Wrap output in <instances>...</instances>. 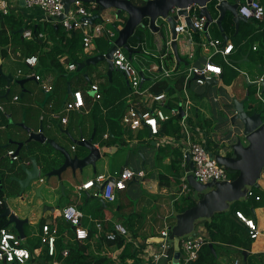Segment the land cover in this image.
<instances>
[{
  "label": "built area",
  "instance_id": "1",
  "mask_svg": "<svg viewBox=\"0 0 264 264\" xmlns=\"http://www.w3.org/2000/svg\"><path fill=\"white\" fill-rule=\"evenodd\" d=\"M20 2H23V8L26 10L39 9L46 22L58 23L63 32L69 37L72 32L79 31L82 35V52L86 57L93 55L94 42L97 39H104L109 43V48L114 45L117 38V30L123 27V20L116 19L114 23L111 19H101L99 23H91L90 19L94 16L92 10L95 4L84 6V3L79 1L74 2L69 6L68 11L64 12L62 0H0V15L6 16L10 11L16 9ZM200 7L192 5L187 8V16L190 21V28L187 27L185 17H180L175 23L174 33L176 35V44L184 39L188 44H185V51L190 53L188 47L192 45V32L199 33L203 36V41L199 43V47L206 53L205 61L200 65H186L180 68L181 62H178L171 48L172 39L168 36V40L164 43L162 52L159 53V62L152 64L146 70H138L132 63V59L128 58L126 51L123 48H117L111 57V63L114 70L123 75L128 86V94L125 98L126 110L120 119V127L122 131H128L132 134L138 132H145L149 137L155 140L157 145L170 146L175 148L181 154V168L183 175L180 178L181 190L179 196H188L192 190L188 185L186 179L187 175L191 173L193 179L204 185L211 182H230L226 168L218 164L203 141L195 139L191 132L189 125L188 113L191 107L190 88L192 85L198 87L206 86V83L212 79H219L222 76V68L219 64L214 62L215 58H220L227 66L233 67L228 57L233 51V45L230 43H223L222 39H212L207 34L206 18L199 16ZM215 11V10H214ZM238 15L246 20H254L261 22L264 19V8L258 0H251L249 3L244 2L238 7ZM175 11H171L174 15ZM63 16L62 20H57L58 17ZM217 16L213 18L212 23H215ZM211 23V24H212ZM208 28V27H207ZM32 33L29 29L24 30L22 38L30 39ZM39 38H45L43 34L38 35ZM140 48V44L139 47ZM164 49V51H163ZM256 48L253 47V50ZM169 56V59H168ZM193 58V54H189L188 60ZM65 57L60 58L61 64L68 72L76 70V64L64 63ZM170 60V61H169ZM24 68L16 71V76H12L20 80V78L33 79L34 82L40 84L42 93L50 94L53 87L45 79L44 74L36 70L38 60L35 55L25 57L22 62ZM178 80L182 82V88L178 93V104L169 105L170 97L167 90L156 92L154 89L159 83L166 82L168 86H173ZM264 80V72L255 81L256 94L260 100L261 87L259 84ZM145 84L147 86L145 87ZM88 92L91 94L93 101L101 99L99 86L90 84ZM191 92V91H190ZM13 102L19 101L18 96L12 98ZM169 105V106H168ZM85 106L83 93L80 90L72 91L68 99L64 103V111L66 113L80 112ZM181 108L183 117L179 116L178 108ZM5 109L0 104V114L4 113ZM43 115L39 117V121H43ZM50 119L58 120L60 124L67 123L66 116L54 112L50 114ZM174 123L178 128L177 136L165 134L163 132V125L166 123ZM108 133L102 136L103 140H107ZM83 140V139H81ZM127 141V140H126ZM133 142V141H132ZM131 142V143H132ZM98 146V145H96ZM73 151L75 147L71 148ZM186 155H189V161L192 163V169L188 170V163L186 162ZM6 156L10 158L11 163L18 160L14 155V150L8 151ZM136 177H144V171H134L132 168L124 167L119 172H114L107 177L102 174H96L93 179L78 187V190H88L94 188L96 191L94 196L102 200L104 203H113L116 200L115 192H120L126 189L127 183ZM264 177V168L260 174V179ZM40 183L44 180L39 179ZM102 187V188H101ZM252 196L251 190L246 197ZM5 202L0 197V207L4 206ZM238 218L246 227L250 240H256L259 236V231L255 226L253 220L246 218L243 214L236 212ZM59 218L74 228L75 240L85 242L88 240V229L82 226L83 214L74 205H67L62 208L58 214ZM95 228L97 234L102 232L101 223H96ZM113 231L105 233L108 240H114L115 235L118 234L129 241V234L127 229L119 224H113ZM38 241L42 248H45L49 257H54L56 254V238L57 229L56 224L44 223L40 227L37 234ZM169 229H164L160 232V241L157 243L156 251H149L144 255V259L150 257L151 261L157 264L160 261H165L168 264L173 257V247L169 243ZM24 239H21L16 232L11 231L7 227L0 229V264H41L36 251H30L24 246ZM208 243V234L206 231H199L189 238H184L179 241L180 258L177 264H191L197 260L199 252L203 246ZM152 244V243H150ZM172 249V250H171ZM104 251V250H103ZM120 250L116 249L115 253L106 255V252H100L119 263ZM62 258L67 256V250L61 251ZM143 258V257H142ZM49 264H60V262L53 260ZM232 264H240L238 260H234Z\"/></svg>",
  "mask_w": 264,
  "mask_h": 264
},
{
  "label": "crops",
  "instance_id": "2",
  "mask_svg": "<svg viewBox=\"0 0 264 264\" xmlns=\"http://www.w3.org/2000/svg\"><path fill=\"white\" fill-rule=\"evenodd\" d=\"M134 2L138 3L139 0H133ZM230 3H244V0H228ZM260 4L263 6L264 0H258ZM113 11V17L114 19L108 17V16H102V12L98 13L100 16V19H105L109 18L111 19L114 23H116V19L119 17L116 16L117 12L116 10L112 9ZM10 14L14 15H19L23 19L24 24L26 25H33V24H43L45 22L44 16L42 12L35 8L32 10H26L23 8L21 4L16 9H13L10 11ZM120 14V13H119ZM199 14V12H198ZM229 14V13H228ZM231 15V14H230ZM124 16L125 14H122V17H119L120 20H125ZM226 21H224L221 25L223 34L227 37V41L230 44H233V36L237 34L238 32V25L237 28H235V25L233 23V20L226 18ZM240 23V22H239ZM238 23V24H239ZM55 24V23H51ZM214 27V28H213ZM207 34L210 38L212 39H222L221 32L219 31L218 27L212 23L208 26ZM153 37L155 38V41L157 42V51L156 53H152V57L154 59V63L159 62V53L160 50L162 52V48L164 46V43L166 40H168V36L161 41V37H159L158 34H153ZM45 38L44 40H48V37L44 35ZM203 36L199 33H193L192 32V45L188 47V50L190 53L185 51V44H188L187 41H184V39L180 40L176 45H177V52L178 56L181 60V65H179L180 68L186 67V65H200L203 61H205L206 53L202 51L199 47V43L203 41ZM48 47L52 46V41H47ZM253 47H256L258 50L260 48V44L258 42H255ZM140 50V48L138 49ZM143 51H146L144 49ZM164 51V49H163ZM193 54V58L188 60L189 54ZM12 57V56H11ZM65 57V56H62ZM61 58V57H60ZM59 58V63L60 62ZM169 59V56H168ZM229 63L235 64L236 71L237 73L242 75L243 80L246 84V88L250 87L251 89H254L256 91L257 87L254 85L255 81L262 75L264 72V59H257V60H252V57L249 53L245 55H239L238 54V47H235L230 56L227 58ZM2 60V59H1ZM14 61V60H13ZM170 61V60H169ZM20 62L18 60L14 61ZM64 63L65 59H64ZM17 64V65H18ZM139 64L143 66L142 70H144V73L146 75L147 72L146 70L150 65H148V60L145 58H141V61H139ZM21 66H17V69L24 68L22 64ZM148 65V66H147ZM63 70H66L64 68V65L61 64ZM233 66V65H232ZM255 66V67H254ZM0 67L3 72V74L7 75L9 74L8 71H10V64L7 63L3 66V63L0 62ZM234 67V66H233ZM231 68V67H230ZM35 71H39L40 73V68L39 66L36 67ZM54 72V73H53ZM51 74L56 75V77L63 79L65 75L60 69H57L56 71H53ZM107 68H101L98 73H95V76H90L89 72L84 73L87 76L86 82L88 84L86 86H76L72 84L71 82L67 81H58V86L59 88L57 90L55 86V80L53 81V84L51 85L53 87L52 93H50L49 100L46 103V106L48 104V107H46L45 111L42 113L43 110L40 111V116L43 114V128H44V135L47 138H51L56 140L60 145H62L70 154H78L82 155L84 154L83 151L78 148L75 144H73L68 137L64 134H59L57 129H60L62 131H66L71 138L75 140L80 139V135L84 140H87L91 137L92 133H98V136L101 134L102 136L105 133L109 134L110 127L107 121V116L109 115L110 108H111V99H117L118 93H112L110 96L104 94L103 88L104 86V81L102 75H106ZM65 73V72H64ZM88 73V75H87ZM114 73V72H113ZM47 74V73H46ZM122 75V74H121ZM123 76V75H122ZM230 76V73L224 72V76L222 75V81L224 78L228 79ZM237 77L233 80L231 85H228L223 81V83L227 86H232V92L234 96L238 100H243L246 95H247V89L243 88L242 86H239L236 89L235 92V84H236V79ZM99 77V78H98ZM113 80L115 81V78L113 77ZM120 82V81H119ZM116 82L118 87H121V91L124 92V106L121 108V113L119 114H124L126 110V102L125 98L128 94V86L126 83L125 78L123 77V82L119 83ZM90 84H96L99 86L100 93H101V99L99 101H93L91 98V94L88 92L89 85ZM69 85L71 91L75 90H80L83 93L84 100H85V106L80 112H72L69 113V115H64L67 118V123L65 125L60 124L58 120L53 121L49 119V114L56 110L54 108L55 105V100L57 99V91H63V86L65 91H63L65 94L64 101H66L69 97L67 95L66 89L67 86ZM211 88V87H210ZM209 88V90H210ZM6 90V89H5ZM190 91L193 92L196 96L199 97L200 99H203L204 92H205V86L204 87H198L192 85L190 88ZM189 91V93H190ZM209 93V91H208ZM207 93V95H208ZM216 96H214L213 102L218 103L221 98H227L225 101V105L228 106L230 104V99L226 92L224 90H217ZM206 95V96H207ZM17 96V95H14ZM13 96V97H14ZM52 96L55 97V99H52ZM12 97V98H13ZM262 97V94H261ZM263 98V97H262ZM1 100V99H0ZM202 101V100H201ZM18 102V101H17ZM114 103H117L115 100ZM1 104V103H0ZM4 106V105H3ZM225 106V107H226ZM36 107V106H34ZM5 111L4 113L0 114V133L4 130L3 126L8 123L11 127L15 126V124H21L22 122L25 125V114H23L22 121H15L13 114L8 113L6 108L4 107ZM225 109V108H224ZM24 111V110H23ZM200 114L205 115L203 122H207L211 120V117L209 115L205 114V110L201 107L199 110ZM120 115V116H121ZM22 116V114H21ZM20 116V117H21ZM231 116V115H230ZM228 117V119L230 118ZM39 117L36 119L35 117L31 116L32 121L29 122V125H26L28 128L32 129L34 132H37L39 129ZM122 117V116H121ZM195 117L198 118L199 115L196 113ZM216 117V114L214 115ZM19 122V123H16ZM21 122V123H20ZM10 127V128H11ZM20 129V131L24 132L21 128L17 127ZM9 129V128H8ZM203 132L205 136H203L202 140H207L206 139V130L203 129ZM145 132H138L136 133V139L134 136H131L130 138L128 137L127 141H125L123 147H116L114 145L108 146V147H113L116 148L117 150L112 154V155H106L104 156L103 160L99 162L96 166L95 172L91 170V168L85 169L81 174H76V177L74 179H71L70 173L67 172L65 176H63L64 180H69L68 182L64 183V190L61 193L59 189L57 190L56 188V181H51L48 183L49 189L47 191H51V197L46 201V204L50 207H54L55 211L54 212H49L47 211L46 213H43L41 210V205L38 204L35 207H33L32 200H33V194L32 193H27L23 195V199H19L17 197V194L19 192V186L17 182L15 181V178H23V174H21L18 171V165L20 164L19 162L15 161L12 162L10 161V158L6 156L8 151L14 150V147H8L6 149L0 148V197L3 199L5 202L4 206H6L16 217L20 219H27L28 223L25 225L24 229L26 230V236L27 233H30V238L35 240L37 237V234L40 231L41 224L43 223H52L56 224V220H59V212L62 208L66 207L67 205H74L76 206L83 214V219L81 221L82 226L88 229L89 232H96L95 224L96 223H101L102 225V232L107 233L110 232L113 228L114 223H119L123 225L127 229L128 234L130 232L128 231V227L132 228V230L137 233L138 235H141L142 237H147V241L145 243L141 242L138 240L135 245L138 248H142V254L140 257L143 255H146L149 251H152L153 248L151 245L156 246L157 243L160 241V232L164 229H169L172 228V226L175 224V219L177 215H179L178 212L176 211L175 204L178 205L179 207V201L180 197V178L183 175L180 173L178 176H175L171 173V159L172 156L170 155V152L172 149L167 150L164 153H160V149H164L165 146H160L157 145L155 140L151 139L149 135ZM25 134V133H24ZM212 134V133H211ZM100 135V136H101ZM213 135V134H212ZM27 134L22 137L20 135H17L16 139H13V137H10L9 139H13L16 141H22L26 139ZM102 136L100 137L102 139ZM100 138L94 141L93 143L95 145H98L97 147H101L103 144V141L105 142L106 140L102 139V142H100ZM8 138H5L3 142H0V146H4L7 143ZM123 139H125L123 137ZM213 141V151H210V153L213 155L214 152H220L222 155L225 153H228L226 149L223 150V147L221 146L222 143H226L227 140L224 139L220 141L219 143H215L216 140L214 137L211 138ZM210 140V142H211ZM133 141V142H132ZM208 141V140H207ZM101 145H100V143ZM132 142V143H131ZM152 142L155 143V145H152ZM69 146L68 148L65 146ZM129 144V145H128ZM228 144V143H226ZM132 145V146H131ZM75 147V150L73 151L71 148ZM140 147V148H139ZM126 148L124 151L122 149ZM128 149V150H127ZM129 149L131 151H129ZM132 149L140 151V155L135 156L132 154ZM137 151V152H138ZM43 152H50L53 153L51 148L47 145H40V144H33V150L31 152V156L36 157L37 159V165L38 167L42 166V162L40 159L41 153ZM129 152L128 156V165L129 168H132L134 171H139L142 170L144 171V177H136L132 181L127 183V187L125 190L120 191V192H115L116 200L113 203H104L102 200L94 196L95 189L89 188L88 190H78V187H81L88 181H90L96 174H102L104 176H111L114 172H116L115 168H112L111 170L108 168L111 159H114V165H116V162L119 161V157L123 156L125 159L122 161V166L121 168L124 167V163L127 158V154ZM24 161L26 162L25 157H23ZM12 167V169H10ZM17 168V169H16ZM30 168V166H28ZM119 169V171L121 170ZM183 170V169H182ZM166 175L169 178L168 184H166L165 179L161 181V186H159V181H158V176L159 175ZM40 178H44L43 175L40 176ZM178 181L180 184H178ZM38 186V185H37ZM51 189V190H50ZM258 190L262 192V195L260 196L261 199L259 198H254L249 199V206L247 209H243L240 206L236 207L238 209V213L243 214L246 218H249L253 220L255 226L257 227L259 231V236L256 240H250V245H249V250L245 251L247 255H252L256 256L254 258V264H264V258L257 257L259 255L264 254V177L258 181ZM78 196V198H76ZM198 193L195 191H192L188 197L191 198H197ZM80 199V201H79ZM83 206H87L90 210L87 212H84L82 209ZM120 206V209H119ZM82 207V208H81ZM180 209V208H179ZM133 212H138L139 218H135L132 223L128 224V217L131 213ZM3 219V218H2ZM156 220V221H155ZM219 222V221H217ZM10 227V226H9ZM9 227H7L9 229ZM175 227V226H174ZM227 227V226H226ZM227 229V228H226ZM183 232L185 228L182 226L180 223L176 229V231ZM200 231H205V230H200ZM198 232H195L196 234ZM193 233L187 234L188 236L186 237H179L180 240L184 238H189L194 235ZM170 237V236H169ZM130 240V237H129ZM24 246L26 247H31L30 245L35 244V243H28L27 237L26 239L24 238ZM152 243V244H150ZM169 243L172 244V241L169 239ZM92 246L94 247L96 244L91 243ZM97 247V245H96ZM158 247V246H157ZM156 247V249H158ZM228 249V248H226ZM102 250L106 251V255H110V253H115L116 249L113 248H106L103 247ZM109 250V251H108ZM232 251H235L234 249ZM218 259L223 261V263L220 262V264H232L234 260H238L241 264V256L238 257L236 255H232L230 253H226V250H219L218 251ZM230 256V257H228ZM243 256V255H242ZM228 257V258H227ZM245 257V256H244ZM144 259V256H143ZM142 259V260H143ZM126 264H132V261L128 260ZM142 264H155L153 261H150L148 263H142ZM157 264H168L165 261H160Z\"/></svg>",
  "mask_w": 264,
  "mask_h": 264
},
{
  "label": "water",
  "instance_id": "3",
  "mask_svg": "<svg viewBox=\"0 0 264 264\" xmlns=\"http://www.w3.org/2000/svg\"><path fill=\"white\" fill-rule=\"evenodd\" d=\"M76 1L85 4H95L99 8V13L108 9H114L117 12L116 16H118L119 13L126 15V21L123 27L117 30V38L114 41V45L109 48L105 54L93 55L88 57L84 62L76 63L75 71L78 73L85 67L95 66L98 63L104 62L107 65L106 76L108 78H111L115 71L111 63V57L117 48H123L128 58L132 59L135 51L130 48L128 40L130 38H137L135 30L142 26L144 20L147 21L148 29L151 33L158 34L159 37L162 35H164V38L167 36L171 37V48L178 62H181V60L177 52L174 27L180 17H185L186 25L190 28L189 17L187 16L188 7L192 5L200 7L199 16H204L206 18L207 22L205 29H207L214 18L210 5L212 3L215 4L213 10H215L217 14V20L214 24L221 32L224 44L228 42L221 27L225 15L227 13L232 15L235 28H237L239 22L246 21V19L238 15L237 10L240 4H232L228 0H139L138 3L133 0H62L64 12L66 13L69 6ZM244 1L249 3L251 0ZM20 4L23 6V2H20ZM171 11H175V14L171 15ZM62 18L63 16H60L57 20L60 21ZM95 19H100L99 14L94 15L90 19V22L93 23ZM18 33L22 35L23 30L20 29ZM85 78H87L86 75ZM0 79L6 82V92L4 95V98H6L9 93V87L14 80L11 74H3L1 67ZM31 80L33 79L17 80L15 83L23 88L24 84ZM212 85L216 86L218 89L224 90L228 95L230 104L226 106L225 109L233 112L228 119L229 125H231L229 131H237L234 133L235 141L233 143L221 144L223 150L226 149L228 153L222 155L220 152H214L212 156L218 164L226 168L228 174L238 173V175L230 182H211L204 185L196 182L191 173L187 175L186 181L188 185L194 189L196 193H202L203 197L197 201L196 198H194L196 202L195 206L187 210L183 215L176 216V219H180L178 221H182L181 224L185 229L192 226L197 217L210 220L214 214L227 212L232 204L247 201V193L252 188H258L260 174L264 168V112L250 102L249 95H246L243 100H238L231 90L232 86L225 85L222 81V77L218 80L212 79L206 83L204 96L207 95ZM259 86L261 87L260 93L263 94L264 80ZM66 92L67 95L72 93L69 85L67 86ZM24 93L25 91L22 89L20 98L23 97ZM49 96L50 94L45 95L42 107ZM246 103L248 104L245 106ZM178 110L179 116L183 117V112L180 107ZM15 125L27 134L26 139L22 141L8 139L7 143L4 146H0V148L6 149L8 146L15 147L14 155L18 157L17 162L20 163L18 165V171L24 176L23 178H15L19 186L17 197L23 199V195L32 193L33 200L31 204L33 207L40 204L43 213L55 211L54 207H50L46 204V201L51 197V194H53L51 193L53 190L50 189L51 191H47V189H49L48 183L53 180L56 181V189H59L62 193L64 190V183L69 181L63 178L67 172L70 173L71 179H74L77 173L81 174L87 168H91V170L95 172L97 164L103 160L104 156H110L117 150L116 148L105 145L97 147L93 143L94 133H92L91 137L87 140H84L81 135L79 140H75L71 138L65 130L62 131L57 129L59 134L65 133L68 139L84 153L82 155H72L56 140L47 138L44 135V128L41 122L37 132L26 127L23 122ZM33 144L47 145L53 151V153L43 152L39 155L42 162L41 167H38L36 157L31 156ZM152 145H155V143L152 142ZM137 153L141 156L140 151ZM128 156L129 152L124 167H129ZM23 157H25L26 162H23ZM186 162L188 163V170H191L192 163L189 161V155H186ZM28 166H30V168H28ZM123 168H121V170ZM10 169H12V167H10ZM41 175H43L44 178H40ZM39 179H43L44 181L40 183ZM1 218L6 220V226H11L21 239L25 238L24 226L28 223L27 219L16 217L6 206L4 212L0 214V219ZM170 230L171 228H169V231ZM169 239L172 241L174 252L169 264H177L180 258V238L172 235ZM208 247L214 254L212 245L209 244ZM246 254L245 251L242 252L243 256H246Z\"/></svg>",
  "mask_w": 264,
  "mask_h": 264
},
{
  "label": "trees",
  "instance_id": "4",
  "mask_svg": "<svg viewBox=\"0 0 264 264\" xmlns=\"http://www.w3.org/2000/svg\"><path fill=\"white\" fill-rule=\"evenodd\" d=\"M243 4V3H241ZM84 6H89V4H83ZM215 4L212 3L210 8L213 12V17H216L217 14L213 10V6ZM264 8V2H263ZM94 15H98L99 8L95 6L92 10ZM123 13L119 14V17H122ZM118 17V18H119ZM232 19V15L226 14L222 23L226 21L225 19ZM21 17H14L13 14H8L6 16L0 15V58L3 60L8 57L9 54L12 55L14 61L18 60L20 64H22L23 59L28 56L35 55L38 60V66L41 72H53L57 69H60L62 72L63 70L61 64L59 63V58L65 56L66 63H79L84 62L88 57L83 55L82 52V35L79 31L72 32L71 35L68 37L60 27L58 23L50 24V22H44L43 24H33V25H25L24 22L21 20ZM123 25L126 21V16H124ZM101 19H95L94 23H99ZM214 28V27H213ZM22 29L27 30L29 29L32 33V37L30 39L22 38V35L18 33V31ZM238 32L233 36V50L235 47H238V54L245 55L249 53L252 57V60L257 59H264V19L261 22H257L254 20H246L245 22H240L238 24ZM146 33H151L148 29V23L146 20L143 21L142 26L138 27L135 30V35L137 36L136 39L130 38L128 40V44L133 51H137L139 48V44L143 42V35ZM43 34L48 37L49 41H52V46L48 47L47 41L44 38H39L38 35ZM258 42L260 44L259 50L256 48L253 50V44ZM109 49V43L104 39H97L94 42V51L93 55L105 54ZM16 57H14V56ZM92 55V56H93ZM13 61V62H14ZM214 62L219 64L222 68V75L224 76V72L230 73L228 79L224 78L223 81L228 85H231L233 80L237 77L238 73L235 69L230 68L227 66L220 58H215ZM18 64V62H15ZM18 64L17 66H21ZM235 67V64H232ZM236 68V67H235ZM3 73V72H2ZM10 74V71H8ZM114 74V73H113ZM113 74L111 78L105 76V81L109 85L103 88L104 94L110 96L112 93H118L117 99H111V108L109 115L107 116V121L110 127L109 137L104 142L103 145L105 146H116V147H123L125 143V139H123L122 129L120 127V119H121V108L124 106V92L121 91V87H115L112 84L115 82L113 80ZM88 75V73H87ZM83 79L86 78L84 77ZM5 84L6 82L0 79V99H5ZM24 88V86H23ZM22 88V89H23ZM182 88L181 80H178L173 86H168L166 82L159 83L155 87L156 92H160L162 89L167 90V93L170 97L169 105L178 104V93ZM222 91V89H220ZM10 92V91H9ZM254 92V93H253ZM247 95L255 94L256 91L254 89H250L248 87V91L246 92ZM9 95V93H8ZM7 95V96H8ZM46 93H43V100L39 105H35L36 107H31L24 109L22 112L25 114V126L26 120L30 116L35 117L36 119L40 115V111L46 106L49 97L47 98L44 106L42 107V103L44 101ZM6 96V97H7ZM24 97V94H23ZM22 97V98H23ZM115 100L117 103H114ZM168 105V106H169ZM121 115V116H120ZM43 125V123H42ZM11 126L7 123L6 126L4 125L3 128H10ZM163 132L165 134L177 136L178 128L174 123H166L163 125ZM145 134V133H144ZM101 135V134H100ZM98 133L94 135V141L99 139ZM10 137H8L9 139ZM7 139V140H8ZM14 147V146H8ZM7 147V148H8ZM172 149L170 155L172 156L171 159V173L175 176H178L182 173L181 168V154L175 148H171L170 146H165L164 149H160V153H164L167 150ZM15 150V148H14ZM230 155V154H228ZM238 173L228 174L229 179L232 181L237 177ZM165 179L166 184L169 182V178L166 175H159L158 181L159 186H161V181ZM191 188V187H190ZM192 191L194 189L191 188ZM252 196L251 199L254 198L261 199L262 192L258 190V188L251 189ZM1 193V191H0ZM203 194L198 193L196 198L197 200L202 199ZM249 198V199H250ZM248 200V198H247ZM255 201V200H254ZM238 203V202H237ZM234 203L229 207L227 212L217 213L212 216L210 220H206L203 224V227L206 229L208 234V243L203 246L199 252L198 258L191 264H216L218 259V251L226 250V253H230L232 255H236L238 257L241 256V264H254V258L256 256L247 255L242 256L243 251L249 250L250 245V238L248 236V232L244 224L236 218V212L238 209L236 204ZM179 207L175 204L176 211L179 215H183L187 210L193 208L196 204L195 200L188 196L181 197L179 201ZM180 208V209H179ZM120 209V206H119ZM5 210V206L0 207V214H2ZM177 215V216H179ZM135 218H139V215L136 213H131L127 219L128 224L132 223ZM175 219V218H174ZM219 221V222H217ZM43 225V223L41 224ZM227 226V227H226ZM6 220L0 219V229L5 228ZM25 227V226H24ZM227 228V229H226ZM56 229H57V238H56V254L54 257H49L47 255V251L45 248H42L40 242L37 240L35 244L30 245L31 247H27L30 251H36L41 264H49L51 261L56 260L60 262V264H114L111 259L104 255H93L91 253V248L93 247L91 243L97 245V249L101 250L103 247L108 249L115 248L120 250L119 254V263L118 264H126L128 260L132 261V264H142V259L140 255L142 254V248H138L135 243L140 240L141 242L145 243L148 238L141 237L135 233L132 228L128 227V231L130 232L129 237L130 240L127 241L122 236L116 234L114 240H108L105 236L104 232H101L99 235L96 232H89L88 240L85 242H79L75 240L74 237V228L64 222L62 219L56 220ZM177 229V228H176ZM175 227H172L169 231V236L174 237H181L177 233L180 232L176 231ZM113 231V230H111ZM24 235L26 239V230L24 229ZM212 245V250L208 247V245ZM228 248V249H226ZM66 249L67 256L62 258L61 251ZM235 251H232V250ZM172 250V249H171ZM257 257L264 258L263 255H259Z\"/></svg>",
  "mask_w": 264,
  "mask_h": 264
},
{
  "label": "rangeland",
  "instance_id": "5",
  "mask_svg": "<svg viewBox=\"0 0 264 264\" xmlns=\"http://www.w3.org/2000/svg\"><path fill=\"white\" fill-rule=\"evenodd\" d=\"M112 11H113L112 9H108V10H105L104 12H102L101 14H102V16H108V17L114 19L115 17H113L114 15H113ZM13 16L19 17V15H14V14H13ZM21 20L23 21V19H21ZM163 39H164V35L161 36V41H163ZM144 49H146V51H143ZM156 51H157V42L155 41V38L153 37L152 33L144 34L143 35V42H141V44H140V50L135 51V53L133 54V57H134V59L132 60L133 65L138 70H141L143 68V66H141L139 64V61H141V58L147 59L148 65L153 64L154 59L152 57V55H153L152 53H156ZM11 56L12 55L9 54L8 57L3 59V60H1V58H0V62L3 63V66L5 64L9 63L10 64V74L12 76H16L17 64L15 62H13L14 58ZM14 57H16V56H14ZM101 68H104V69L107 68L106 63L101 62L95 66L85 67L81 72H78V73L76 71L68 72L65 70V73L63 72V74L65 75V77L63 79L56 77L57 74H55V75L51 74L52 72H48L46 74L45 72L40 71V73L46 75L44 77H45V79H47V81L50 85H52L53 81L55 80V86H57L55 90H57L59 88L58 81H60V79L63 82L64 81L71 82L72 84H74L76 86H86L88 84V82H86L85 79H83L84 73L87 71V72H89L90 76H95V73L97 74ZM37 72H39V71H37ZM105 76L106 75L103 74L101 78H103L104 86H107L109 84L106 83ZM238 76H239V74H238ZM241 76L242 75L240 74V76L235 81L236 82V84L234 86L235 92H236V89L242 85H243V88L247 89V91H248V88L245 87L246 84L243 80V77H241ZM113 77L115 78V82L112 84L113 86H115V87L118 86L116 84V82H119V81H120L119 83L123 82V76L120 73L114 71ZM25 79L26 78H20V80H25ZM15 81H17L16 78H15L14 82L9 87V91H10L9 95L5 99L0 100V103L2 105H4V107L6 108L8 113L13 114L15 121H19V120L22 121L21 114H22L23 110L30 108V106L33 107L35 105H39V103H41V101L43 100V93H42V89H41L40 84H37L36 82L31 80V81H28L27 83L24 84V88H23V90L25 91L24 97L20 98L22 88L19 87L15 83ZM146 86H147V84H145V87ZM217 90H218V88L216 86L212 85L210 90H209L208 95L203 97V99H200V100H199L198 96H196L193 92H190L191 107H190V111L188 113V116H189V125L191 127V132L194 134L196 140H198L200 142L201 141L204 142V140H202L203 136H205L203 129L206 130V139L208 141L205 140L204 144L206 145V147L208 148L209 151H213V147H214V145L212 144L213 141L211 140L212 137L215 138V140H216L215 143H219L220 141L226 139L227 140L226 143L231 144L235 141L234 133L237 132V131H235V132L229 131V128L231 125H229L228 117L230 115H232L233 112L224 109L226 106L224 103L227 100V98L226 99L224 97L221 98L217 104L213 102L214 96H216V94L219 95L217 93ZM63 91H65L64 86H63ZM63 91H61V90L57 91L58 95H57V99L55 100V105H54V108L56 110L52 111L50 114L57 112V113H60L61 115L62 114L69 115L68 113H66L64 111L65 94H63L64 93ZM251 91H252V89H251ZM14 95H17L19 97L18 102H13L12 97ZM262 97H263L262 100H260L258 98L257 94L255 93V94H251L249 96V100L252 104H254L257 108H259L261 111L264 112V93L262 94ZM52 99H55V97L52 96ZM247 104L248 103H246L245 106ZM46 107H48V104ZM46 107H44L42 109L43 110L42 113L45 111ZM201 107L205 110V114L209 115L211 117L210 121L203 122L205 115L199 113V110ZM196 113L199 115L198 118L195 117ZM50 114H49V119H50ZM215 114H216V117H214ZM43 116H45V115L43 114ZM263 119H264V115H263ZM50 120H52V119H50ZM30 121H32V119L29 116L26 120V125H29ZM16 123H19V122H16ZM24 133L25 132L20 131V129H18L15 126L9 128V129L6 128L0 133V142H3L5 140V138H8V137H13V139H16L17 135L24 137L26 135ZM122 133H123V137L125 138V141L128 139V137L130 138L131 136H134V138L136 139V136H137V134H132L128 131H122ZM210 140H211V142H210ZM100 142H102L101 138H100ZM100 145H101V143H100ZM65 146L67 148L69 147L66 144H65ZM125 149L126 148L122 149V151H124ZM129 151H131V150L129 149ZM137 151L138 150L132 149V154H134L135 156H138ZM123 159H125V157L120 156L119 161L116 162V165H114V159L113 160L111 159L110 164L108 165L109 166L108 168L110 170L112 168H115L116 172H119V169L123 165L122 164ZM178 184H180L179 181H178ZM180 190H181V188H180ZM76 198H78V196H76ZM79 201H80V199H79ZM249 204L250 203L247 200L245 202H238L236 204V206H240L243 209H247ZM82 209H84L83 210L84 212H87L88 210H90L92 208L89 209L87 206H83ZM133 213L138 214V212H133ZM178 220H180V219L175 218V224L172 226V227L175 226V229L182 222V221L180 222ZM205 221H206L205 219L197 217L192 226L186 228L183 232H178L177 234L181 237H186V236H188L187 234L199 232L201 229L206 231V229L203 227V225H204L203 223ZM123 225H124V223H123ZM9 229L11 231L15 232L11 226L9 227ZM145 238H147V237H145ZM27 240H28V243L37 242V238L35 240H33V242H32V238H30L29 232L27 233ZM151 247H155L152 249V251H156L157 245L156 246L151 245ZM100 252H101V250H98L96 245L91 248V253L93 255L99 256ZM102 252H106V251L102 250ZM142 257H140V258L143 259ZM228 257H230V256H228ZM149 261H150V257H147L146 259L142 260L143 263H148ZM220 262L223 263L222 260L220 261L219 259H217L216 264H220ZM113 263L115 264V263H117V261H113Z\"/></svg>",
  "mask_w": 264,
  "mask_h": 264
}]
</instances>
